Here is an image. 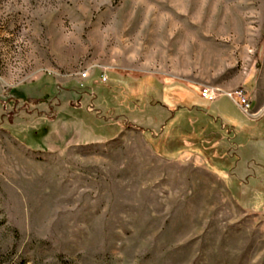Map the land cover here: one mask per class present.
Wrapping results in <instances>:
<instances>
[{"label": "rangeland", "instance_id": "obj_1", "mask_svg": "<svg viewBox=\"0 0 264 264\" xmlns=\"http://www.w3.org/2000/svg\"><path fill=\"white\" fill-rule=\"evenodd\" d=\"M263 119L264 0H0V264H264Z\"/></svg>", "mask_w": 264, "mask_h": 264}, {"label": "trees", "instance_id": "obj_2", "mask_svg": "<svg viewBox=\"0 0 264 264\" xmlns=\"http://www.w3.org/2000/svg\"><path fill=\"white\" fill-rule=\"evenodd\" d=\"M45 82L44 80L40 81V83H43ZM38 84V83H37ZM34 85L31 84L30 87ZM42 85V84H41ZM39 85V87L37 88V91H21L20 93L22 94V97L25 99V100H30V101H35L37 103H45L47 100L49 99H53L51 98L47 93H46V89H47V84H44V87ZM132 85L134 86H138L139 84H136V83H133ZM43 87V88H41ZM155 90V89H153ZM168 90V93L164 94L163 95V100H167L169 102H172L173 104H177L178 107H180V109L182 108H185V109H188V110H191L193 108H195L194 106H189V100H190V93H192V91L187 88H183V89H175V90H170V89H167ZM122 91H124V89H122ZM136 94H139V89H136L134 90ZM157 91V90H155ZM155 103V105H160L159 102H153ZM179 103V104H178ZM118 121V120H117ZM262 124H264V119L262 121ZM117 123H119V125H117ZM125 125V122L122 121V122H114L112 123L111 125H109L108 127L110 128V131H109V134L110 136L106 137L105 139H113L115 138L116 136H118V134L120 133V131L123 129V126ZM224 127V126H223ZM165 129V126L164 128ZM225 129V127H224ZM227 132H229V137H228V140L229 142L231 143V145H237L235 142H233V139L235 138V136L231 137V134H232V129H229V128H226L225 129ZM113 133V134H112ZM112 134V135H111ZM151 134L153 135V133L151 132ZM160 135H153L154 138H158ZM162 140V139H161ZM157 141V140H156ZM164 141V140H163ZM153 142V141H152ZM197 142V141H196ZM172 144H168V145H178V142L177 143H173L171 142ZM155 145V144H152V146ZM181 145V144H180ZM175 146V147H176ZM155 147V146H154ZM172 147V146H171ZM174 147V148H175ZM178 150H181V148H177ZM155 151L156 153L161 156V157H164L165 158V152H163V150H157L155 148Z\"/></svg>", "mask_w": 264, "mask_h": 264}, {"label": "built area", "instance_id": "obj_3", "mask_svg": "<svg viewBox=\"0 0 264 264\" xmlns=\"http://www.w3.org/2000/svg\"><path fill=\"white\" fill-rule=\"evenodd\" d=\"M89 72L85 71L84 73L80 74V78L82 80H86L89 78ZM104 82L106 81V77H104ZM218 90L215 88H204L201 91V97L203 99H206L208 101H214L217 99V94ZM228 96L230 99H232L235 104L247 115V116H251L253 115L252 113V105L253 102L250 99V97H248L247 93L244 90H237L234 93H228Z\"/></svg>", "mask_w": 264, "mask_h": 264}, {"label": "crops", "instance_id": "obj_4", "mask_svg": "<svg viewBox=\"0 0 264 264\" xmlns=\"http://www.w3.org/2000/svg\"><path fill=\"white\" fill-rule=\"evenodd\" d=\"M197 92H198V90H197ZM222 95H227V94L225 93V94H222ZM222 95H219V96L217 97L216 100L220 99V98L222 97ZM227 96H228V95H227ZM228 97H229V96H228ZM216 100H214V101H216ZM212 102H213V101H212ZM169 110H170L171 113H172V112L175 113V114L173 115L172 118L176 117L177 114H179L180 111H181V109H178V111H176L174 108H170ZM215 124H218V122L216 121Z\"/></svg>", "mask_w": 264, "mask_h": 264}]
</instances>
